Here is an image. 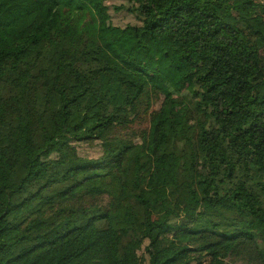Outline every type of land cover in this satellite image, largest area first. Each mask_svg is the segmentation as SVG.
<instances>
[{
    "label": "trees",
    "instance_id": "obj_1",
    "mask_svg": "<svg viewBox=\"0 0 264 264\" xmlns=\"http://www.w3.org/2000/svg\"><path fill=\"white\" fill-rule=\"evenodd\" d=\"M29 1L0 12V264H264V1L125 0L124 29Z\"/></svg>",
    "mask_w": 264,
    "mask_h": 264
},
{
    "label": "rangeland",
    "instance_id": "obj_2",
    "mask_svg": "<svg viewBox=\"0 0 264 264\" xmlns=\"http://www.w3.org/2000/svg\"><path fill=\"white\" fill-rule=\"evenodd\" d=\"M14 0H0V12H2L6 7L10 6L13 3ZM255 1H264V0H255ZM126 1L125 0H109L106 5H108V13L110 16V23L116 27H120L124 29L127 27V25H136L138 24L136 19L134 18L133 14H130L126 10L117 11L116 8L119 7V5H123ZM27 7L19 8L13 10V12L10 15L11 19H14L18 17L19 15L25 14V13H37V15L40 17L42 14L48 13L51 8V0H30L27 3ZM31 30H27L22 35L18 34L13 28H10L8 31V37L10 41L17 42L20 38L26 37ZM154 51L156 52H164L166 54L167 61L171 63L178 64V57L179 53L174 48V45L165 37H157L154 39H143ZM181 67L184 69L185 66L181 65ZM183 106L182 104L176 103L173 107L174 110L181 111V108ZM159 108V103L153 106L152 110H157ZM148 128V119L142 118L137 124H135L130 131H128L127 135H132V132H141ZM102 142H94L90 144H80L78 145V151L79 153L83 155H88L91 157L98 156L99 152L102 150ZM108 147L107 144L104 145V148L106 149ZM156 170L158 172V177L161 184H166L167 180L164 178L162 174V167L160 164L156 165ZM232 264H246L244 260L242 259H235L232 260Z\"/></svg>",
    "mask_w": 264,
    "mask_h": 264
}]
</instances>
